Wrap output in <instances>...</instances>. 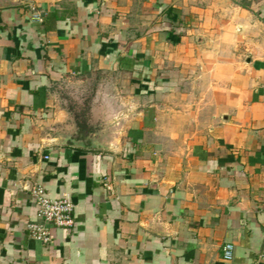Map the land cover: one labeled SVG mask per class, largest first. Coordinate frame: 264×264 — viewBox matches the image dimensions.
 Wrapping results in <instances>:
<instances>
[{"label": "crops", "instance_id": "1", "mask_svg": "<svg viewBox=\"0 0 264 264\" xmlns=\"http://www.w3.org/2000/svg\"><path fill=\"white\" fill-rule=\"evenodd\" d=\"M0 264H264V0H0Z\"/></svg>", "mask_w": 264, "mask_h": 264}, {"label": "built area", "instance_id": "2", "mask_svg": "<svg viewBox=\"0 0 264 264\" xmlns=\"http://www.w3.org/2000/svg\"><path fill=\"white\" fill-rule=\"evenodd\" d=\"M34 18L40 21V15L34 14ZM31 195L38 206L36 221L27 225L29 236L42 244L50 245L54 242L53 230L62 229L69 232L75 226L73 217V203L67 196L49 198L41 186L31 190ZM233 244L226 242L222 247L223 260L233 258Z\"/></svg>", "mask_w": 264, "mask_h": 264}, {"label": "trees", "instance_id": "3", "mask_svg": "<svg viewBox=\"0 0 264 264\" xmlns=\"http://www.w3.org/2000/svg\"><path fill=\"white\" fill-rule=\"evenodd\" d=\"M84 121V120H83ZM77 123H78V125H80V122H79V120L77 119Z\"/></svg>", "mask_w": 264, "mask_h": 264}]
</instances>
